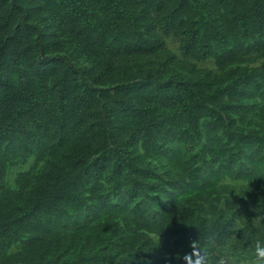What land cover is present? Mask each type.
<instances>
[{
    "label": "rangeland",
    "instance_id": "1",
    "mask_svg": "<svg viewBox=\"0 0 264 264\" xmlns=\"http://www.w3.org/2000/svg\"><path fill=\"white\" fill-rule=\"evenodd\" d=\"M227 1L0 0V87L26 74L9 87L28 110L0 132V264H186L193 241L249 264L264 236V0L240 24ZM148 86L185 104L125 123L157 100Z\"/></svg>",
    "mask_w": 264,
    "mask_h": 264
},
{
    "label": "trees",
    "instance_id": "2",
    "mask_svg": "<svg viewBox=\"0 0 264 264\" xmlns=\"http://www.w3.org/2000/svg\"><path fill=\"white\" fill-rule=\"evenodd\" d=\"M224 2L227 0H223ZM254 2V4H259L262 3L263 0H233L231 4L229 5L230 2H226L227 7H231L234 12V19H238L236 21L237 24H240L242 15L244 16V13L242 11L249 9L252 6L251 2ZM246 2H248L246 4ZM73 3V1H71ZM196 2H194L195 5ZM247 6V7H246ZM77 10V8H74ZM239 10V11H237ZM200 11V9H199ZM79 13V12H78ZM201 17L203 15L201 14ZM198 37V35L196 36ZM17 79L20 80V83H23L27 80L26 74L18 71H13L10 73V77L8 80H6L5 84L0 87V109H2L3 112H5L4 119L8 120L7 126H2L3 124H0V132H4L7 129L8 130H17V129H22V125L20 123V119L16 117L19 113H26L28 112L27 108H23V105H26V102L22 101V95L21 92L18 89H15L14 87H9L10 83L13 81H16ZM147 89L145 90L146 93L153 95L150 100H154L155 98L157 100L153 102H148L146 106H143L139 109H137L136 112L133 114H127L124 118V122L126 123H135L137 125H143V127H153L154 125H161V120L158 117L154 116H148L146 115V112L148 110L151 111L150 107L155 106L156 104L163 103L164 101H169L170 103L172 102H179L180 104H185V92H181L182 90H172V88L169 86L168 88H165L164 90H155L153 88L146 87ZM161 88V87H160ZM190 96H188L189 98ZM15 104V105H14ZM192 108V107H191ZM14 109H16L14 111ZM156 109V107L153 109V111ZM185 110L189 111L187 107L185 106ZM30 111V110H29ZM5 127V128H4ZM5 129V130H4ZM76 175L71 174L68 175L67 180L64 182L63 186H68L71 184L72 180L74 179ZM61 187V188H62ZM57 196V191L51 192L47 194L45 197V201H50L54 197Z\"/></svg>",
    "mask_w": 264,
    "mask_h": 264
},
{
    "label": "clouds",
    "instance_id": "3",
    "mask_svg": "<svg viewBox=\"0 0 264 264\" xmlns=\"http://www.w3.org/2000/svg\"><path fill=\"white\" fill-rule=\"evenodd\" d=\"M237 229H240L239 227ZM261 231V229H257ZM179 257V254H177ZM194 257V258H193ZM209 249H202L197 241L192 242V252L183 256L186 264H230V257L219 256L214 261L210 260ZM249 264H264V236L255 239L252 243V257Z\"/></svg>",
    "mask_w": 264,
    "mask_h": 264
}]
</instances>
